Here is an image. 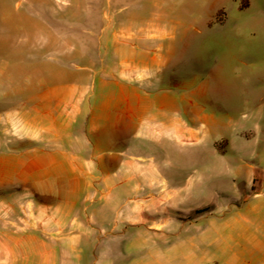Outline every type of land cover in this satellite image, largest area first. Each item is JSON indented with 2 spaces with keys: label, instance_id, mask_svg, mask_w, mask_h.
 I'll list each match as a JSON object with an SVG mask.
<instances>
[{
  "label": "rangeland",
  "instance_id": "obj_1",
  "mask_svg": "<svg viewBox=\"0 0 264 264\" xmlns=\"http://www.w3.org/2000/svg\"><path fill=\"white\" fill-rule=\"evenodd\" d=\"M126 60L145 78H123ZM125 96L137 109L118 131ZM262 189L264 0H18L0 15V228L40 230L18 234V264H194L226 205Z\"/></svg>",
  "mask_w": 264,
  "mask_h": 264
},
{
  "label": "crops",
  "instance_id": "obj_2",
  "mask_svg": "<svg viewBox=\"0 0 264 264\" xmlns=\"http://www.w3.org/2000/svg\"><path fill=\"white\" fill-rule=\"evenodd\" d=\"M5 9L17 11L18 0H0V15L3 14ZM43 11L48 12L49 16L56 15V10L49 8L32 9L31 15L41 17L45 15ZM45 27L53 31V27L50 25L49 21L45 23ZM154 35L155 34H152L151 36ZM34 39L37 47L49 43V38H45L44 36H36ZM122 69L121 76L126 80L135 81L145 78L146 76L143 69H139L128 60L122 63ZM125 100L127 105L125 106V113L121 116L123 121L120 124L115 125V128L118 131H128L129 128H131L132 125L130 120L132 112L137 109V106L131 105L130 103L132 100L135 102L134 96H125ZM137 103H139V101H137ZM170 132H172L171 129ZM174 132L180 137L182 136V129L180 126L175 125ZM184 139L188 140L189 137L185 136ZM254 196L260 200L251 203L248 201V198L245 197L244 204L238 205L235 208H232L230 204H227L226 206L229 211L224 209L218 214L217 226L212 225L203 233H207V249L204 251L202 249V246L204 245L198 244L197 252L199 257L196 258L194 264H203L204 262L210 264V262H215L216 259L220 260L221 264H264L263 189L255 191L253 197ZM169 197L171 196L168 193L160 199L161 201H166ZM132 222L136 223V220H133ZM162 225V222H156L153 224V228L158 229L161 228ZM38 230L39 227H36L33 224L26 228L19 226L15 229L9 227L0 228V264H18V234L32 233ZM209 230L213 231L212 234L216 233L217 236L210 239L211 232H209ZM41 231L43 232L44 230ZM29 239H33V236L30 235ZM214 244L222 245V250L217 255L214 252ZM166 252L167 253H163V256L168 257L169 251H167V249Z\"/></svg>",
  "mask_w": 264,
  "mask_h": 264
}]
</instances>
